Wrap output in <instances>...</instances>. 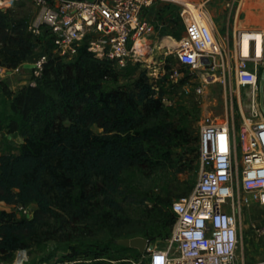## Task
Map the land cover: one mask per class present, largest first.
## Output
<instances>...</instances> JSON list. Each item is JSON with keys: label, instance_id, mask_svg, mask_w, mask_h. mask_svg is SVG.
<instances>
[{"label": "trees", "instance_id": "obj_1", "mask_svg": "<svg viewBox=\"0 0 264 264\" xmlns=\"http://www.w3.org/2000/svg\"><path fill=\"white\" fill-rule=\"evenodd\" d=\"M29 27L27 17L0 9V65L15 70L32 63L39 42L48 53L35 86L14 92L0 81V202L17 209L35 205L31 218L0 210V264L57 239L70 252L66 259L132 264L126 254L141 255L116 241L168 239L176 221L172 204L192 191L165 185L157 194L132 197L129 203L143 207L138 221L123 211L121 198L133 194L136 174L149 179L173 169L175 152L188 144L187 128L162 103L167 78L150 79L138 63L119 70L85 45L71 60L53 57L46 36H34ZM123 76L132 79L131 89L117 85ZM7 135L22 142L15 147ZM80 228L92 237L103 234L106 243L81 249L69 233Z\"/></svg>", "mask_w": 264, "mask_h": 264}, {"label": "built area", "instance_id": "obj_2", "mask_svg": "<svg viewBox=\"0 0 264 264\" xmlns=\"http://www.w3.org/2000/svg\"><path fill=\"white\" fill-rule=\"evenodd\" d=\"M27 1L36 9L35 23L29 30L34 36H46L50 55L71 60L77 49L85 45L96 57L113 61L119 70L136 62V57L148 49V40L156 37L155 27L144 13L155 2L176 3L180 6L184 35L178 42L167 38L176 44L169 47L170 53L186 70H162L159 76H165L171 88L181 86L187 92L190 88L196 96L210 84L234 80L239 87L250 89L253 111L257 112L255 100L260 95L264 67V30H234L227 49L226 38L215 37L202 0ZM6 2L0 0L2 7L10 6L12 0ZM235 3L240 5L237 0L226 3L229 11ZM47 59L48 53H43L26 63L35 66L29 85L35 86ZM6 74V69L0 67V78ZM162 103L171 105L168 95ZM262 103L264 108V89ZM263 135L264 123L243 126L237 134L226 123L201 125L198 182L171 207L176 221L166 241L174 245L175 251L147 242L140 260L132 264H264V247L258 261L247 262L244 256L238 257L242 230L237 212L241 198L234 200L236 186L264 207ZM18 209L29 218L26 209ZM251 229L264 245V215L251 224ZM25 262V256L18 252L8 264Z\"/></svg>", "mask_w": 264, "mask_h": 264}, {"label": "rangeland", "instance_id": "obj_3", "mask_svg": "<svg viewBox=\"0 0 264 264\" xmlns=\"http://www.w3.org/2000/svg\"><path fill=\"white\" fill-rule=\"evenodd\" d=\"M9 1V0H5ZM229 0H202L203 8L206 11L209 22L215 29V37L217 39L226 38V47H231L232 34L235 29L246 28L249 23L261 24V29L264 30V0H237L241 1L240 6L238 3L234 4V9L229 11L226 3ZM7 3V2H6ZM3 4H0V8ZM237 6H239L237 8ZM180 6L176 3L170 2H155L144 13V17L155 27L156 37L148 40V49L144 50L140 56L136 57V62L139 64V71H147L151 75L150 79L160 78L159 73L175 69L177 71H185L184 68L178 63L177 59L170 53L169 47L174 44L167 37H172L177 42L184 35V26L179 16ZM13 9L15 13L23 15L28 18L30 25H34L36 18L35 7L27 0H12V3L7 8ZM237 9V13L235 10ZM45 45L41 42L35 53L28 60H32L45 51ZM98 58V57H97ZM101 59V58H99ZM0 67H3L0 65ZM149 67V68H147ZM4 68V67H3ZM6 69V68H5ZM264 69V67H263ZM262 69V72H263ZM10 74H6L0 78L8 87L16 92L22 86L29 84L31 73L29 69H24L23 66L15 70H6ZM157 77V78H156ZM190 79V78H189ZM132 79L127 76L119 78L117 85L125 86L131 89ZM116 86V85H115ZM167 95L171 99L169 106L175 114V120L180 122L188 131V144L177 150L175 157L177 164L173 169L164 171L151 178H142L136 174L132 195H127L129 198H121L124 214L131 220L138 221L144 215L143 207L138 202L129 203L132 197L142 196V193L151 191L153 194L160 192V188L168 185L174 191L179 193L194 188L198 182L201 166L199 160V133L201 125L206 123L223 124L226 123L232 132L238 133L239 129L243 126L250 127L258 123H264V108L261 102V94L255 100V105L258 106L257 112L253 111V96L248 88L239 87L234 80L226 83L215 82L208 85L200 96H196L189 88L185 91L181 86L171 88V85L165 86ZM94 132H100L95 126L92 127ZM7 139V138H6ZM9 143L11 145H19L22 142L20 137H10ZM238 143V138H237ZM2 150L0 138V152ZM239 154V152H238ZM239 157V155H238ZM125 191H123L124 193ZM122 197V196H121ZM241 198L239 207L241 209L240 223L242 226V238L238 244V257L244 256L247 262H255L262 258L263 255V242L259 239L251 229V224L254 221L261 219L262 213L259 215L254 214L256 210L255 203L252 197L244 194L241 189L235 186L234 200ZM139 200V198H138ZM246 200V201H245ZM0 210L15 213L19 218L22 211L17 209L14 205L1 204ZM35 205H30L26 208L29 218L33 216ZM70 231V230H68ZM67 233V231H66ZM70 236L74 239H80L79 247L85 249L92 241L99 243H106L104 235L100 234L92 237L89 230L78 229L70 231ZM68 233V234H69ZM63 234L60 232L57 237ZM63 238V237H62ZM73 240V239H72ZM78 241V240H77ZM75 241V243H78ZM154 244L158 248H168L174 252V245L170 246L166 240H157ZM25 256V264H88L87 258L66 259L69 255L66 245L61 244L58 239L46 242L41 246H34L27 250L17 251L13 255V260L16 259L17 253ZM130 258V262H138L132 255L126 254ZM8 264V263H2ZM116 264V263H113Z\"/></svg>", "mask_w": 264, "mask_h": 264}, {"label": "water", "instance_id": "obj_4", "mask_svg": "<svg viewBox=\"0 0 264 264\" xmlns=\"http://www.w3.org/2000/svg\"><path fill=\"white\" fill-rule=\"evenodd\" d=\"M24 69L33 70L35 68L32 64H23ZM10 74V72H8ZM263 89H264V69L261 74L260 78V94H261V102L263 98ZM263 108V107H262ZM264 110V109H263ZM118 246H122L127 249H134L138 251L139 254H143L144 249L147 245V240L143 237H134V238H127V239H119L116 241Z\"/></svg>", "mask_w": 264, "mask_h": 264}, {"label": "crops", "instance_id": "obj_5", "mask_svg": "<svg viewBox=\"0 0 264 264\" xmlns=\"http://www.w3.org/2000/svg\"><path fill=\"white\" fill-rule=\"evenodd\" d=\"M240 4H241V1H240ZM240 6V5H239ZM236 13H237V11H236ZM261 26H263V25H261V24H254V23H249L248 24V26H246V28H238V29H241V30H262L261 29ZM238 29H235V30H238ZM10 137H13L12 135H7L6 136V138H7V141L9 140V138ZM1 138V137H0ZM9 142V141H8ZM1 145H2V143H1ZM13 146H15V145H13ZM18 146V145H17ZM17 146H15V147H17ZM2 150H3V147H2ZM1 150V151H2ZM1 153V152H0ZM1 204H4V203H2V202H0V205ZM256 210H254V214H256V215H259V214H261L262 213V215H264V207L263 206H260L257 202L255 203V207H254ZM238 215H241V209H240V207H239V209H238ZM261 217H263V216H261ZM260 220V219H259ZM258 221V220H257ZM254 222H256V221H254ZM240 225H241V223H240ZM241 227V230H242V226H240Z\"/></svg>", "mask_w": 264, "mask_h": 264}, {"label": "bare ground", "instance_id": "obj_6", "mask_svg": "<svg viewBox=\"0 0 264 264\" xmlns=\"http://www.w3.org/2000/svg\"><path fill=\"white\" fill-rule=\"evenodd\" d=\"M169 40V39H168ZM263 137H264V135H263Z\"/></svg>", "mask_w": 264, "mask_h": 264}]
</instances>
